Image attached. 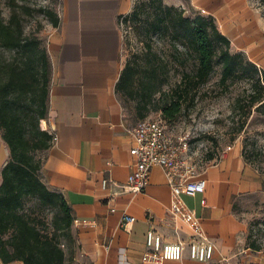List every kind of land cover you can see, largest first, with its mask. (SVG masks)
<instances>
[{"label":"crops","instance_id":"obj_1","mask_svg":"<svg viewBox=\"0 0 264 264\" xmlns=\"http://www.w3.org/2000/svg\"><path fill=\"white\" fill-rule=\"evenodd\" d=\"M187 2L192 11L213 19L232 51L264 71V16L255 0ZM132 8L133 0H60L58 24L46 35L47 124L56 138L37 156L41 181L71 208L74 241L63 246L66 263L264 264V253L247 244V206L264 200V170L245 159L240 143L198 174L206 180L202 193H182L174 200L160 166L151 168L142 191L125 187L135 162L130 130L137 122L128 117L116 88L123 68L118 19ZM8 159L0 135V183ZM186 211L192 215L183 216ZM125 214L135 217L127 228ZM195 222L214 245L209 261L192 260L186 252L180 260L163 261L146 246L149 229L163 242H186ZM0 264L23 262L0 258Z\"/></svg>","mask_w":264,"mask_h":264},{"label":"rangeland","instance_id":"obj_2","mask_svg":"<svg viewBox=\"0 0 264 264\" xmlns=\"http://www.w3.org/2000/svg\"><path fill=\"white\" fill-rule=\"evenodd\" d=\"M13 1L14 7L10 5L12 0H0L4 20L8 21L13 13L16 14L23 35L36 37L45 47L46 35L53 27L47 11L58 14L60 0ZM162 2L182 8L185 15L199 13L189 8L187 0H182L179 5ZM255 4L264 16V0H255ZM134 7L140 11L136 18L131 16ZM156 7L155 0H133L132 10L118 19L123 66L130 60L135 67L128 94L121 91L128 117L137 122L136 109L139 104L141 107L145 104V118L161 120L173 139L180 137L187 143L186 163L196 174L218 160L235 143L242 145L243 155L249 163L264 170V105L258 106L260 102L253 101L262 90L264 93V78L260 71L255 73L245 56H241L243 68L224 80L221 79L222 65L215 58L208 80L183 98L181 111L174 118H163L162 108L177 99L175 89L182 72L194 70L196 60L168 23L159 24L155 29L158 23ZM21 59L17 49L0 45V65L10 62L18 65ZM257 79L263 86H259ZM149 82L154 90L147 97ZM210 153L212 159L208 158ZM257 199L247 206L250 213L247 244L254 243L257 249H251L264 253V200ZM24 209L40 229L53 230L54 209L40 206L33 198L26 199ZM61 243L66 246L69 241L61 237Z\"/></svg>","mask_w":264,"mask_h":264},{"label":"trees","instance_id":"obj_3","mask_svg":"<svg viewBox=\"0 0 264 264\" xmlns=\"http://www.w3.org/2000/svg\"><path fill=\"white\" fill-rule=\"evenodd\" d=\"M155 1L158 20L155 29L159 24L168 23L196 60L194 70L182 72L175 89L177 99L162 108L163 118L171 120L181 111L183 98L208 80L215 58L222 65L221 79L224 80L241 67V56L245 55L231 50L228 38L218 30L210 16L202 13L185 15L182 8L163 4L162 0ZM10 5L14 7L13 0ZM139 12L138 7H134L131 16L136 18ZM47 15L51 25L57 26L58 14L47 11ZM0 45L17 49L22 56L18 65L13 62L0 65V133L9 149L0 183V258L3 262L20 260L23 264H67L61 237L69 244L74 241L71 208L61 193L48 189L41 181L42 160L37 156V152L48 149L52 142L47 124L51 64L46 48L39 40L23 35L16 14L5 21L1 9ZM248 62L255 73L260 71L264 78V71L250 60ZM134 73L135 67L128 60L116 83L120 95L121 91L128 94ZM256 82L263 86L259 79ZM148 85L145 95L150 97L154 88L152 82ZM253 101L260 102L258 106L264 105L263 90ZM141 105L136 109L138 121L147 115L145 104ZM208 158L212 159L213 154L210 153ZM32 198L40 206L55 210L51 232L40 229L25 211L26 199ZM250 247L257 249L254 243Z\"/></svg>","mask_w":264,"mask_h":264},{"label":"built area","instance_id":"obj_4","mask_svg":"<svg viewBox=\"0 0 264 264\" xmlns=\"http://www.w3.org/2000/svg\"><path fill=\"white\" fill-rule=\"evenodd\" d=\"M130 133L134 141L130 153L135 157V162L125 183L129 191L137 193L145 188L153 166L163 168L174 200L182 193L194 196L204 191L206 180L194 173L186 163L184 152L187 143L180 137L177 140L173 139L161 120L155 118L139 120ZM55 138L53 136L52 140ZM107 183L108 180L104 179L102 186L105 187ZM190 215H192L190 211L183 214L186 217ZM134 220L135 217L125 214L122 225L127 228ZM145 243L163 261L180 260L186 252L190 259L204 262L209 261L214 252L213 243L206 237L197 222L193 225V235L186 242L182 240L163 242L159 234L149 229Z\"/></svg>","mask_w":264,"mask_h":264}]
</instances>
